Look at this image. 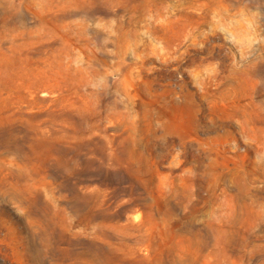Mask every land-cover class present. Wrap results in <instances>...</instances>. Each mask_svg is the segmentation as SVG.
<instances>
[{
    "label": "rangeland",
    "instance_id": "obj_1",
    "mask_svg": "<svg viewBox=\"0 0 264 264\" xmlns=\"http://www.w3.org/2000/svg\"><path fill=\"white\" fill-rule=\"evenodd\" d=\"M0 264H264V0H0Z\"/></svg>",
    "mask_w": 264,
    "mask_h": 264
}]
</instances>
